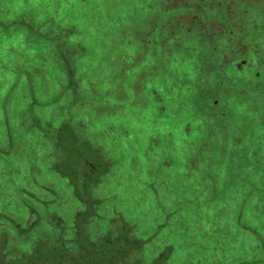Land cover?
I'll list each match as a JSON object with an SVG mask.
<instances>
[{
    "label": "rangeland",
    "instance_id": "1",
    "mask_svg": "<svg viewBox=\"0 0 264 264\" xmlns=\"http://www.w3.org/2000/svg\"><path fill=\"white\" fill-rule=\"evenodd\" d=\"M263 72L264 0H1L0 207L39 258L87 210L135 263L264 264Z\"/></svg>",
    "mask_w": 264,
    "mask_h": 264
},
{
    "label": "flooded vegetation",
    "instance_id": "2",
    "mask_svg": "<svg viewBox=\"0 0 264 264\" xmlns=\"http://www.w3.org/2000/svg\"><path fill=\"white\" fill-rule=\"evenodd\" d=\"M261 77H264V72L262 74L261 73L255 74V78L260 79ZM27 179L29 181L30 178ZM8 189H12V188H8ZM21 192L23 193L22 213L17 212L15 215H13L9 210L10 208L0 207V264H51L50 263V259L52 257L51 251L48 256L41 257L42 258L41 259L35 256L32 249V247H34L33 244H35L34 238H32V236L36 232H38V230L42 226V223L38 221V219H40L38 216V212L41 214L40 207H38V209L36 210L34 206L37 205L40 206L41 202L39 204H36L35 195L29 193L27 189L26 191H21ZM1 197H3V193L0 192V198ZM13 197L15 200L18 199L16 196ZM25 197L27 199H24ZM23 201L27 203H24ZM52 224L54 227L58 228L53 234L55 236L53 238L50 237L45 238V240L40 243V246L47 247L48 246L47 244H49L48 246L49 248L53 245L55 249L59 247H66L68 243L67 238H73L74 240L75 238L74 224L71 226L70 229H68L66 223H63L62 221L57 222L55 220ZM112 227L114 229L116 226H112ZM69 230H71L70 233H68ZM103 236L104 235L102 234L100 236H94L92 234V238H102ZM40 239H38L37 241H39ZM103 239L105 238H102L101 241ZM69 242L71 243V240ZM92 243L94 244L93 249L95 250V252L99 253V249L96 247V243L94 241ZM22 249L26 250L27 252L26 256H21L20 252ZM77 251H78V247H77ZM166 251L167 249L165 250V252ZM102 255L104 256L106 254L102 253ZM53 256L59 260L62 257L59 252ZM162 256L163 254L157 255L154 259H160V257ZM22 257L26 258L25 263H20ZM133 258L134 257L132 256V258H129L124 264L130 263V261H133V263L131 262L132 264H138L137 262L135 263V259ZM164 258L166 259L165 262H167L168 258L166 257ZM105 264H109V263L107 262Z\"/></svg>",
    "mask_w": 264,
    "mask_h": 264
},
{
    "label": "trees",
    "instance_id": "3",
    "mask_svg": "<svg viewBox=\"0 0 264 264\" xmlns=\"http://www.w3.org/2000/svg\"><path fill=\"white\" fill-rule=\"evenodd\" d=\"M68 178L72 181V184H74L73 187L76 190L74 191L76 198L80 201H83V198H87L88 193H79L77 190L78 188L75 186V180L79 178H75V174L73 173L68 175ZM86 217H88L87 210L84 213H79L76 218L74 224L75 238L69 245L74 251L68 248V246L55 248V252H59L62 257L59 260L52 255L50 259L51 264H105L107 262L109 264H124L129 258L134 256L135 251H141L142 243L130 237L129 235V233H132L131 226L125 222H123V225L120 226L118 221L115 220L112 223L113 226L120 227H115L112 231H108L102 237L105 238L102 240V242L104 243V246L107 248V250H99V253H96L93 249L94 244L89 239L92 238V234L83 228L84 226L88 225ZM102 253H105L106 255L103 256ZM164 257L162 256L160 259H154L153 264H165L166 259ZM137 263L140 264L139 262Z\"/></svg>",
    "mask_w": 264,
    "mask_h": 264
}]
</instances>
